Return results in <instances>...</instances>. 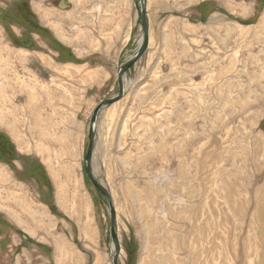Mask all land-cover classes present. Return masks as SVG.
Returning <instances> with one entry per match:
<instances>
[{
	"label": "rangeland",
	"instance_id": "rangeland-1",
	"mask_svg": "<svg viewBox=\"0 0 264 264\" xmlns=\"http://www.w3.org/2000/svg\"><path fill=\"white\" fill-rule=\"evenodd\" d=\"M131 1L111 27L100 7L78 24L64 21L68 0H0V158L29 177L31 158L21 163L8 138L17 142L18 119L23 130L35 112L28 90L53 89L43 116L75 131L79 154L68 163L83 173L110 264V210L84 155L93 109L118 93V68L142 42ZM158 15L148 14V46L123 74L122 97L96 119L91 171L111 197L118 264H264V0H201ZM56 25L74 36L60 38ZM3 222L0 252L12 230Z\"/></svg>",
	"mask_w": 264,
	"mask_h": 264
},
{
	"label": "crops",
	"instance_id": "crops-1",
	"mask_svg": "<svg viewBox=\"0 0 264 264\" xmlns=\"http://www.w3.org/2000/svg\"><path fill=\"white\" fill-rule=\"evenodd\" d=\"M78 1L80 4H73ZM78 1L68 0L65 3L62 13L66 15L64 21L67 23L70 21L75 23L77 20L78 24L93 23L91 16L95 13L94 8L100 7L102 13L108 14L101 17H104L113 27L114 23H117L114 22L115 14L127 12V5L132 7L131 0ZM200 2L201 0H145L147 28L148 14L154 16L167 14L170 18H176L175 13L183 12L186 5H196ZM133 7L137 15L135 1ZM96 11L99 9L97 8ZM56 27L60 38H62L60 34L66 36L65 33L70 37L74 36L64 27L57 25ZM84 34V32L80 33L81 36ZM82 41L83 39L80 38L78 42L68 41V43L77 44ZM45 89L32 92L33 100L31 91L27 92L25 109L31 113L30 109L33 108L35 112L31 113L30 119L24 118V124H27V127L23 130L20 129L22 119H18L19 127L15 135L17 142L11 136L10 139L8 138L20 162L22 155L25 156L24 158H31L33 170L27 174L29 177L24 179L20 177L15 163L17 159L0 158V184L10 183L11 185L9 189L5 188V191L0 189V196L7 192L4 197H0V216L4 221L2 225L12 229L2 231L3 237L7 235L9 240L0 252V264H7L6 256L10 251L11 264H110L94 208L87 200L89 197L86 198L82 191L83 173L76 165L68 163L72 156L79 154L75 152L78 151L74 145L75 131L73 128H66L63 121L58 123L44 118L43 113L47 112V109L43 108L44 100L55 92L47 87ZM51 157L67 159L65 161L67 163L54 164L53 160H49ZM2 168L9 172L6 179L2 178ZM23 168L22 164L20 169ZM35 181L38 185H35ZM12 183H19V185L13 186L12 189ZM59 205H76L77 207L73 210H59L57 207ZM14 238L17 244L13 243ZM13 246H15V253L12 252Z\"/></svg>",
	"mask_w": 264,
	"mask_h": 264
},
{
	"label": "water",
	"instance_id": "water-1",
	"mask_svg": "<svg viewBox=\"0 0 264 264\" xmlns=\"http://www.w3.org/2000/svg\"><path fill=\"white\" fill-rule=\"evenodd\" d=\"M137 15L140 21L141 28L143 30V38L142 42L137 49L136 53L129 58L125 63L120 65L117 72V83H118V93L115 96L110 98H106L98 102V104L93 109L90 122H89V130H88V138H87V147L84 155L85 161V171L89 179L91 180L94 187L105 197L108 202L109 210H110V238L113 244L114 253L112 255V264H118L119 261V253H120V244L118 241V237L115 230V211L111 202V197L108 191L105 189L103 185L99 181L95 179L91 171V158H92V149H93V140H94V132L96 127V119L97 114L102 106L111 104L118 99H120L123 95V82L122 76L123 74L141 57V55L145 52L148 46V29L146 22V14H145V0H139V4L137 5Z\"/></svg>",
	"mask_w": 264,
	"mask_h": 264
},
{
	"label": "bare ground",
	"instance_id": "bare-ground-1",
	"mask_svg": "<svg viewBox=\"0 0 264 264\" xmlns=\"http://www.w3.org/2000/svg\"><path fill=\"white\" fill-rule=\"evenodd\" d=\"M27 89V88H26ZM28 91L33 92V89H29ZM260 215L262 214L261 218H260V227L262 229H264V209H262V211L259 212ZM263 217V218H262ZM262 244L264 245V235H263V241ZM261 261L263 262V259H261ZM260 264V263H259Z\"/></svg>",
	"mask_w": 264,
	"mask_h": 264
}]
</instances>
